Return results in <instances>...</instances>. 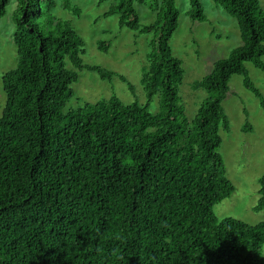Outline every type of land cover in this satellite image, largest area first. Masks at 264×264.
Masks as SVG:
<instances>
[{
	"label": "trees",
	"instance_id": "trees-1",
	"mask_svg": "<svg viewBox=\"0 0 264 264\" xmlns=\"http://www.w3.org/2000/svg\"><path fill=\"white\" fill-rule=\"evenodd\" d=\"M107 1L121 28L151 35L146 104L112 95L68 108L80 78L68 63L103 79L115 73L84 63L85 41L54 15L55 0H17L18 63L3 79L0 119V264H264V222L214 212L235 192L221 152L232 77L243 76L264 106L246 66L264 71L261 0H213L238 21L243 44L195 82L208 96L194 118L171 46L177 0ZM9 3L0 0V20ZM137 4L156 11L155 21L143 24ZM188 15L208 21L201 0H190ZM260 183L256 211L264 209V177Z\"/></svg>",
	"mask_w": 264,
	"mask_h": 264
},
{
	"label": "rangeland",
	"instance_id": "rangeland-1",
	"mask_svg": "<svg viewBox=\"0 0 264 264\" xmlns=\"http://www.w3.org/2000/svg\"><path fill=\"white\" fill-rule=\"evenodd\" d=\"M55 1L57 7L53 11L54 15L71 21L85 41L84 63L101 66L115 73L113 77L103 79L96 72L78 70L68 63V67L79 72L80 77L73 85L76 96L68 108L97 103L112 95L119 96L125 104L134 101L146 104L142 77L149 67L151 35L121 28L118 15H108L112 1L71 0L73 10L66 8L63 0ZM201 1L207 22L191 19L188 15L190 0H177L181 15L179 28L171 40L174 54L183 61L185 69L180 95L190 118H194L208 96L205 90L195 89V82L210 74L217 61L227 58L233 49L243 44L238 21L213 0ZM261 2L264 7V0ZM16 7L17 0H10L7 14L0 20V119L7 103L3 79L18 63L13 21ZM74 7L78 8L77 13ZM137 8L143 24L155 21L156 11L146 5L137 4ZM100 42H105L106 50L102 49ZM246 66L264 98V71L252 63ZM120 76H124L125 80ZM129 83L134 86V91L130 89ZM223 104L230 120V131L221 132V152L235 192L216 205L214 212L219 220L230 217L257 225L264 222V209L256 211L260 199V181L264 177V107L261 100L245 87L244 77L240 75L232 77L230 92ZM155 105H159L158 98ZM247 122L251 123L254 130L245 131Z\"/></svg>",
	"mask_w": 264,
	"mask_h": 264
},
{
	"label": "crops",
	"instance_id": "crops-1",
	"mask_svg": "<svg viewBox=\"0 0 264 264\" xmlns=\"http://www.w3.org/2000/svg\"><path fill=\"white\" fill-rule=\"evenodd\" d=\"M263 106V105H262ZM264 107V106H263ZM253 130H254V128H253Z\"/></svg>",
	"mask_w": 264,
	"mask_h": 264
}]
</instances>
